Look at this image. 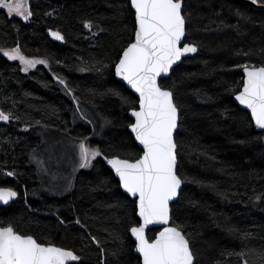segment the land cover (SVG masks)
<instances>
[{
  "label": "trees",
  "instance_id": "obj_1",
  "mask_svg": "<svg viewBox=\"0 0 264 264\" xmlns=\"http://www.w3.org/2000/svg\"><path fill=\"white\" fill-rule=\"evenodd\" d=\"M183 3L185 42L197 52L160 81L180 110L184 183L172 224L185 233L195 264H264V132L234 98L242 66L264 65V10L241 0ZM29 5L28 21L0 8V50L18 46L48 62L25 72L0 51V111L10 116L0 120V186L19 193L0 206V226L74 250V264H141L130 232L139 221L135 200L105 159L134 160L143 152L130 131L138 97L115 75L134 40L130 0ZM56 31L63 40L52 36ZM46 139L86 140L102 155L73 173L71 185L48 190L33 158Z\"/></svg>",
  "mask_w": 264,
  "mask_h": 264
},
{
  "label": "snow or ice",
  "instance_id": "obj_2",
  "mask_svg": "<svg viewBox=\"0 0 264 264\" xmlns=\"http://www.w3.org/2000/svg\"><path fill=\"white\" fill-rule=\"evenodd\" d=\"M130 4L136 22L134 40L123 50L115 73L138 93L139 107L132 110L135 122L130 128L143 146V154L134 160L105 159L115 170L123 189L135 198L139 221L130 232L137 242L142 264H193V251L185 233L179 226L170 225L169 203L178 196L184 181L177 174V144L173 135L178 126V108L173 93L159 83V78L169 73L183 56L196 53L197 47L187 42L182 44L186 36L183 0H130ZM0 8L25 21L32 16L28 0H0ZM85 26L92 27L90 22ZM51 34L57 40L64 39L58 31ZM4 55L20 60L25 72L46 63L29 59L18 46L4 51ZM242 68L243 84L235 99L250 110L255 126L264 129V65ZM9 119V115L0 111V120ZM79 148L82 168L89 167L92 159L102 155L84 143ZM17 195L12 188L0 187V201L4 203ZM155 224L165 227L150 237L149 226ZM92 239L96 241L95 237ZM79 260L74 250L38 242L11 225L0 226V264H74Z\"/></svg>",
  "mask_w": 264,
  "mask_h": 264
},
{
  "label": "rangeland",
  "instance_id": "obj_3",
  "mask_svg": "<svg viewBox=\"0 0 264 264\" xmlns=\"http://www.w3.org/2000/svg\"><path fill=\"white\" fill-rule=\"evenodd\" d=\"M28 5H29V0H28ZM5 10L7 11V9ZM11 16H18V15L12 14ZM30 19L31 17L28 20ZM8 50L11 49H7L4 51H8ZM28 58L46 61L45 59L42 58H30V57ZM14 61H17L21 65L22 70L24 71V64L21 63V61L18 59ZM40 65L48 66V62L46 61V63L37 64L35 67L30 68L27 72ZM81 143H84L92 150H98V148L91 147L86 140L71 141L64 139H56V140L46 139L42 149L39 150L37 153L35 152L33 158L40 167L43 180L46 181V185H45L46 189L48 190L64 189V185L67 184L71 185V183H73L72 182L73 173H75L77 170L82 168L80 167L81 158H80V148H79V145ZM95 159L91 160L90 165Z\"/></svg>",
  "mask_w": 264,
  "mask_h": 264
},
{
  "label": "water",
  "instance_id": "obj_4",
  "mask_svg": "<svg viewBox=\"0 0 264 264\" xmlns=\"http://www.w3.org/2000/svg\"><path fill=\"white\" fill-rule=\"evenodd\" d=\"M241 1H244V2H246V3H248V4H250V5H252L254 8H256V9H263L264 10V4H261V3H253L252 2V0H241ZM183 8H184V3H183V5H182V14H183ZM133 11H134V9H133ZM185 27H186V25H185ZM183 43H185V40L184 41H182V44ZM195 53H189V54H186L185 56H183L182 58H181V60L180 61H178L176 64H174L173 66H172V69L169 71V73H167V74H161V77L159 78V83H160V81H161V79H163V78H166V77H168V76H170V74H171V72H172V70L177 66V65H179L181 62H182V60H183V58H185V57H187V56H192V55H194ZM122 55V54H121ZM121 57V56H120ZM119 61V60H118ZM118 63V62H117ZM116 63V64H117ZM242 73H243V71H242ZM115 75H116V73H115ZM116 78L119 80V81H121V82H123L125 85H126V87L129 89V90H131L133 93H135L136 94V96L138 97V93H136L135 92V90L134 89H132L131 88V86H129L128 84H127V82L126 81H124L123 80V78L122 77H119V76H117L116 75ZM243 79H244V73H243ZM161 84V83H160ZM169 90V89H168ZM169 91H171V90H169ZM172 92V91H171ZM173 93V92H172ZM239 93V92H238ZM237 93V94H238ZM236 94V95H237ZM235 95V96H236ZM235 98V97H234ZM236 100V99H235ZM173 102L175 103V99H174V95H173ZM236 102L242 107V108H244V109H246L249 113H250V115H251V112H250V110L249 109H247V107L245 106V105H241L240 103H239V101L238 100H236ZM176 104V103H175ZM177 106V105H176ZM138 107H139V99H138ZM138 107L136 108L137 110H138ZM178 108V107H177ZM133 110V109H132ZM132 110L130 111V116L132 117V120H133V123L135 122V117L134 116H132ZM252 117V116H251ZM252 120H253V118H252ZM179 122H180V110H179V108H178V121H177V124H178V126H177V128H176V130H175V132H174V139H175V141H176V134H177V131H178V128H179ZM254 122V121H253ZM132 123V124H133ZM254 125H255V123H254ZM256 127V126H255ZM256 129L257 130H259V131H263L264 132V129H260V128H258V127H256ZM130 131H131V128H130ZM131 133H132V135L134 136V138H135V134L131 131ZM135 140H136V138H135ZM136 143L138 144V146L143 150V146L139 143V141H137L136 140ZM177 144V143H176ZM177 151H178V146H177V149H176V153H177ZM142 154H143V152H142ZM114 157H119V158H121V159H125V158H122V157H120V156H113V157H111V158H109V159H112V158H114ZM107 164H108V162H107ZM108 166H109V168L113 171V173H114V175L116 176V178L119 180V177L116 175V173H115V170L112 168V166L110 165V164H108ZM177 174H178V153H177ZM179 175V174H178ZM119 182H120V180H119ZM120 185H121V182H120ZM182 186H183V183H182V185H181V187H180V189H179V194H178V196L174 199V200H172V201H170V203H169V207H170V215H171V220H170V225L171 226H174L173 224H172V204L175 202V201H177L178 200V198H179V195H180V192H181V189H182ZM0 187H2V186H0ZM6 188H11V187H6ZM121 188H122V190L126 193V194H128L127 192H126V190H124L123 189V187L121 186ZM13 190H15L17 193H18V191L16 190V189H14V188H12ZM130 197H131V195L130 194H128ZM18 196H19V193H18V195L16 196V197H14L12 200H10L8 203H4L3 201H0V206H8V205H10L13 201H15L17 198H18ZM132 199H134L135 200V198H133V197H131ZM163 227H165V225H160V224H155V225H150L149 226V229H152V228H159V230H158V232L159 231H161V230H163ZM148 229V230H149ZM158 232L156 233V235L158 234ZM35 238V237H34ZM134 238V240H135V237H133ZM187 238V237H186ZM39 242V241H38ZM135 242H136V240H135ZM137 243V242H136ZM189 244H190V242H189ZM191 247V246H190ZM135 252L138 254V255H140V257H141V261H142V256H141V254L137 251V249H136V246H135ZM141 264H142V262H141ZM193 264H195V257H194V262H193Z\"/></svg>",
  "mask_w": 264,
  "mask_h": 264
},
{
  "label": "bare ground",
  "instance_id": "obj_5",
  "mask_svg": "<svg viewBox=\"0 0 264 264\" xmlns=\"http://www.w3.org/2000/svg\"><path fill=\"white\" fill-rule=\"evenodd\" d=\"M194 255V254H193ZM195 257V256H194Z\"/></svg>",
  "mask_w": 264,
  "mask_h": 264
}]
</instances>
